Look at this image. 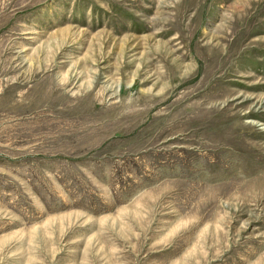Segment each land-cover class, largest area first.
Segmentation results:
<instances>
[{
    "label": "rangeland",
    "instance_id": "1",
    "mask_svg": "<svg viewBox=\"0 0 264 264\" xmlns=\"http://www.w3.org/2000/svg\"><path fill=\"white\" fill-rule=\"evenodd\" d=\"M0 264H264V0H0Z\"/></svg>",
    "mask_w": 264,
    "mask_h": 264
}]
</instances>
